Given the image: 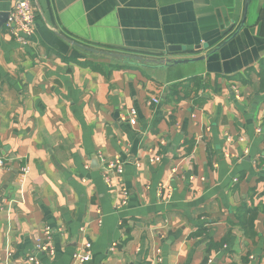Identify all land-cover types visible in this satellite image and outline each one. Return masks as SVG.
Instances as JSON below:
<instances>
[{
  "label": "crops",
  "instance_id": "0c3cea01",
  "mask_svg": "<svg viewBox=\"0 0 264 264\" xmlns=\"http://www.w3.org/2000/svg\"><path fill=\"white\" fill-rule=\"evenodd\" d=\"M16 1L0 0V264H32L45 230L40 264H204L209 244V264H264V0H31L25 46L5 27ZM81 46L220 48L154 66Z\"/></svg>",
  "mask_w": 264,
  "mask_h": 264
},
{
  "label": "built area",
  "instance_id": "2783aa9c",
  "mask_svg": "<svg viewBox=\"0 0 264 264\" xmlns=\"http://www.w3.org/2000/svg\"><path fill=\"white\" fill-rule=\"evenodd\" d=\"M35 18L36 12L35 8L32 5L31 0H17L11 9L7 12V19L5 22V27L7 32L14 38V40L25 46L29 44L34 36L35 32ZM151 103H158L157 99H152ZM227 141H229L227 139ZM157 160V159H156ZM100 161L103 163V169L105 170H114L115 174L118 177H121L123 174L122 163L118 158H114L112 161L107 162L104 158H100ZM3 164L0 162V166ZM26 173V170H25ZM106 184L109 185V178H104ZM126 204V199L123 198L120 202L121 206ZM45 237L42 241H38L34 247L32 254L30 255L28 262L32 264H40L37 256L39 254H45L48 257H53L55 254L54 245L51 239V233L49 230H45ZM86 248H90V244L85 245ZM89 260V254H75L74 261L76 264H84ZM207 263H211V259L207 261Z\"/></svg>",
  "mask_w": 264,
  "mask_h": 264
},
{
  "label": "water",
  "instance_id": "95a60500",
  "mask_svg": "<svg viewBox=\"0 0 264 264\" xmlns=\"http://www.w3.org/2000/svg\"><path fill=\"white\" fill-rule=\"evenodd\" d=\"M248 1L246 2L245 7L248 4ZM5 17L7 18V14H5ZM3 21L0 18V26L3 24ZM243 24H241L242 27ZM67 42H69L70 44L75 45L74 42H72L71 40H67ZM220 48V46H218L217 48H215L214 50L208 52L205 56L199 57V58H194V59H183V60H175V61H170V60H151V59H144L140 56H132V55H127V54H121V53H116V52H108V51H103V50H93V49H89V48H84L85 51L90 52L92 54H96V55H100V56H106L108 58H111L113 60H117V61H125V62H135L137 64H141V65H154V66H164V65H178V64H187V63H194V62H198V61H202L205 58L211 56L212 54H214L218 49ZM169 52H173L174 50H176V48L174 47H170Z\"/></svg>",
  "mask_w": 264,
  "mask_h": 264
},
{
  "label": "trees",
  "instance_id": "16d2710c",
  "mask_svg": "<svg viewBox=\"0 0 264 264\" xmlns=\"http://www.w3.org/2000/svg\"><path fill=\"white\" fill-rule=\"evenodd\" d=\"M81 49L84 50V48L87 47H80ZM98 50V49H96ZM105 51V50H103ZM109 51V50H108ZM119 53V52H117ZM257 209L253 208H246L245 206H242V208L239 210V214H241V218L239 219V224H240V228L241 230L244 232V234L249 237L252 238L254 236L253 233V224L254 221L257 217ZM200 233H203L202 231L194 234V236H198ZM214 248H218L217 245H213V244H209L206 250V257L204 258V264L207 262L208 256H209V252L214 249Z\"/></svg>",
  "mask_w": 264,
  "mask_h": 264
}]
</instances>
